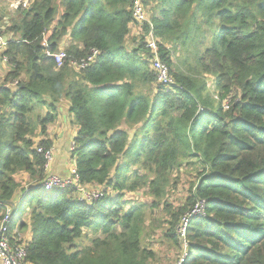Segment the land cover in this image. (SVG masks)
<instances>
[{
    "label": "trees",
    "instance_id": "16d2710c",
    "mask_svg": "<svg viewBox=\"0 0 264 264\" xmlns=\"http://www.w3.org/2000/svg\"><path fill=\"white\" fill-rule=\"evenodd\" d=\"M143 1L175 80L171 88L151 70L145 42L151 25L129 48L131 0H34L6 25L0 221L5 202L20 193L16 208L28 202L19 216L13 209L9 232L29 211L25 264H150L156 257L144 239L155 232V209L169 217L161 241L180 253L178 225L205 201V216L190 221L184 264H264V0ZM66 37L69 61L58 68L46 51L58 53ZM93 51L98 56L88 67L71 64ZM184 51L195 56L188 71L173 63V54ZM62 101L78 128L71 157L80 183L104 193L90 204L74 188L43 186L47 160L38 150L53 144L32 137L57 121ZM189 165L201 170L198 182L186 205L173 210V175ZM22 172L28 187L16 180ZM142 190L150 204L127 198Z\"/></svg>",
    "mask_w": 264,
    "mask_h": 264
},
{
    "label": "built area",
    "instance_id": "2783aa9c",
    "mask_svg": "<svg viewBox=\"0 0 264 264\" xmlns=\"http://www.w3.org/2000/svg\"><path fill=\"white\" fill-rule=\"evenodd\" d=\"M132 1V12H133V18L135 23L134 25H137L139 27V33L141 34L143 25L150 23V17L148 8L145 6L143 0H131ZM16 4H14L12 7H16ZM20 6L24 8H28L30 6L27 5V3H21L17 8ZM138 33V34H139ZM49 32L44 34V46L48 48V39ZM146 39L145 42L147 44V48L149 49L150 56L149 61L151 64V70L155 72L158 82L162 85H166L169 88L173 87L175 85V80L173 76L171 75V69L170 66L162 59L160 54V46H161V40L159 38H156L153 34V26L151 25V30L145 35ZM8 37L4 36L2 33V29L0 27V57L4 62H8V58L4 56V52L8 47ZM166 49L170 50L169 45H165ZM47 55L50 57H53L56 65L58 68H61L68 62L69 57L65 50L60 49L58 53L52 54L49 50L46 51ZM98 56V51H93L92 55L88 57L86 60L82 61L80 64L71 63L76 67V69L81 70L86 67H88L94 59ZM215 99L219 100V96L217 94H213ZM222 106L225 110H228L231 106V100L225 99L222 102ZM75 148L74 142H72V150ZM39 153L44 154L45 159L47 160V169L49 168L50 164L52 163L54 159V154L52 149L45 151L44 149H39ZM43 186L46 190H56V189H66V188H74L77 190L79 197L81 200L92 203L95 201L100 200L103 198L104 193L102 190L97 188H92L89 186H84L80 183L76 163L74 161L72 169L70 171V175L66 178H61L58 176H50L48 177L44 183ZM13 207L8 206L7 211L3 217V219L0 221V264H25L27 252H26V244H21L16 240V242L12 243V240L14 239L12 234L9 232V225L12 222V212ZM206 214V202L205 201H199L196 203L195 207L191 210H189L181 219L178 228H177V234L182 241V253L179 257V260L176 264H184L187 258L188 253V245H187V232L188 227L190 224V221L199 216H205Z\"/></svg>",
    "mask_w": 264,
    "mask_h": 264
},
{
    "label": "rangeland",
    "instance_id": "374dc122",
    "mask_svg": "<svg viewBox=\"0 0 264 264\" xmlns=\"http://www.w3.org/2000/svg\"><path fill=\"white\" fill-rule=\"evenodd\" d=\"M33 1L34 0H5L4 2H2L0 4V18H4V21L0 23V27L2 29V32H4L6 30L7 26H9L10 19L15 16L16 11L18 9L17 7L19 6V4H21V3L23 4L26 2L27 5H29ZM14 4H16L15 5L16 7H12ZM147 8H148V12H149V7H147ZM133 35H134L133 31H131V33L128 37V40H127V43L129 44V48L133 47V41H132V39L134 38ZM172 57L174 60L173 63L175 65L178 66V64H182V63L184 65H187V68H185L184 65L183 66L181 65V68L184 71H185V69H187L186 71H188L189 68H192V66L195 65V56L193 53L187 54V51H184L183 53L177 52V53L173 54ZM188 66H190V67H188ZM207 88L211 92L210 94L213 97V99L216 101L215 106H218L219 100L214 98L213 81L211 79H207ZM124 128H126L125 125L123 127H121L120 129H124ZM133 132L134 131H131L130 135H132ZM34 137H32V139ZM51 149L53 151V154L55 155V149L53 148V146ZM70 151H72V144H71ZM197 167H198V165L184 166L180 169L179 172H176L173 175L172 186L175 183H176V185H174L173 187L171 186L172 187V188L170 187L171 189L169 188L170 191L168 194V201L173 206L172 207L173 210H177L178 208L186 205V203L190 197V191L192 189V185H194L196 182H198V179H199V172L201 170L198 171ZM20 176H21L20 180L25 181L24 172L20 173ZM127 198L130 199L132 202L138 201V202H144L147 204H150L153 201L152 198L144 190L139 191V192L134 193V194H128ZM27 202L28 201H26L24 203V205H20L16 208V213H18L17 214L18 216L20 215L21 210L26 207ZM153 217L155 218L154 220H157V222L154 223L155 232L153 233L152 231H150V234L147 237L148 240L144 239V246L145 247L147 246L148 248H150L154 252V255L156 257V259L154 261L150 262V264H176L179 260L180 255H178V253L176 251L172 252V250L169 249L166 246V244L161 241L163 234L165 233V230L162 228L163 227L166 228L164 225L166 224V221L169 219V217H167V215L163 212V208H161L160 210L155 209ZM158 220L161 223H158ZM150 221H152V220H150ZM27 238H28V235H26V232H23L22 234L20 233L16 237L17 241L20 242L21 244H26ZM83 245L84 246L89 245V242L84 241Z\"/></svg>",
    "mask_w": 264,
    "mask_h": 264
},
{
    "label": "crops",
    "instance_id": "0c3cea01",
    "mask_svg": "<svg viewBox=\"0 0 264 264\" xmlns=\"http://www.w3.org/2000/svg\"><path fill=\"white\" fill-rule=\"evenodd\" d=\"M131 31H133V37H137L139 33V27L137 25L130 26ZM10 38V36H8ZM70 43L69 37L63 39L60 45V49H65ZM10 72L9 62H4L0 57V88L4 87L6 84L7 76ZM8 86V85H7ZM70 103L68 101H62L59 106L58 119L53 124L47 128V132L45 135L40 133V130L36 132L33 141L37 144L42 140H49L53 144V148L55 149V155L52 163L47 169L46 179L50 176H58L61 178H66L70 175V171L72 169L74 161L71 157V144L74 142V139L77 135L78 128L73 124V118L69 111ZM25 181L20 180V174L17 175L16 180L19 182L22 187H28L31 184L30 176L27 173H24ZM32 186V185H31ZM21 200V194L18 193L16 195V200L14 203L15 206L19 205ZM21 225L20 229H15L13 231L12 236L16 239L17 235L23 232H26L28 235L27 242L31 240V221L29 211L22 217L19 221ZM17 240V239H16ZM175 250L172 249V252ZM171 252V253H172ZM182 251L178 253L181 255Z\"/></svg>",
    "mask_w": 264,
    "mask_h": 264
},
{
    "label": "water",
    "instance_id": "95a60500",
    "mask_svg": "<svg viewBox=\"0 0 264 264\" xmlns=\"http://www.w3.org/2000/svg\"><path fill=\"white\" fill-rule=\"evenodd\" d=\"M7 205L12 206L14 209L16 208V204L14 202H5Z\"/></svg>",
    "mask_w": 264,
    "mask_h": 264
}]
</instances>
